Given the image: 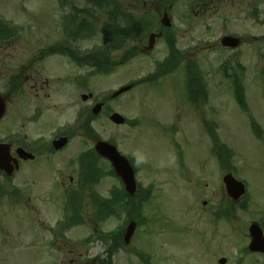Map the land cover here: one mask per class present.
I'll list each match as a JSON object with an SVG mask.
<instances>
[{"label": "rangeland", "instance_id": "374dc122", "mask_svg": "<svg viewBox=\"0 0 264 264\" xmlns=\"http://www.w3.org/2000/svg\"><path fill=\"white\" fill-rule=\"evenodd\" d=\"M90 1L0 0V19L17 26L25 24L28 30H34L31 35L26 32L21 39L14 36L13 41L38 37L50 44L60 38L64 16L76 22L82 19L94 22V28L109 18L110 8H96ZM113 1L120 4L125 17L131 14L133 18L153 19L150 32L156 31L157 21L170 3L168 15L172 24L147 54L139 53L138 48L147 45L149 31L128 39L119 50L103 53L106 58L103 56L102 60L108 59L111 68L104 74L93 66V61L90 67H79L72 61L66 67L68 58L61 56L54 62L55 58H49L43 65L46 68L53 65L61 71L60 75L70 78L69 84L60 82L59 90L51 94V99L60 104L61 122L70 128L75 121L79 122L71 131L74 147L64 155L74 157L75 153L93 147L85 132L93 131L96 139L113 142L131 160L137 184L141 188L150 187V197L141 200L139 195L144 190L140 189L135 198L119 204L117 199L124 192L122 183L113 175L110 165L100 160L97 163L100 181L87 187L86 192L99 191L101 198L108 201L113 197L112 209H98L100 200L94 197L73 200L71 214L84 213V216L78 218L76 214L77 220L66 226L70 242L65 254L57 252L46 244L49 240L46 231L55 229L68 211L59 182L60 176L68 180L72 171L65 172L64 164L56 160L52 164L57 171L55 175L42 168L35 177L37 183L32 190L36 192L30 190V180L21 178L24 195L20 201L0 197V264H69L72 259L76 264H99L107 256L105 251L112 239L103 233L119 234L132 216L137 226L131 245L147 249L148 243L162 242L166 250H173V255L179 258L180 246L189 250L195 245L193 224L208 228L204 225L206 219L217 216L229 200L222 177L230 170L245 183L246 193L239 201L232 202L235 207L231 213H222L233 214L232 218L224 216L217 221L220 249L203 257L188 253L187 260L188 264H218L217 260L223 256L225 264H237L242 258V264H248L249 258L241 251L246 246L242 243L243 232H247L246 224L250 220L264 219V0ZM227 34L243 41L235 49L223 48L220 41ZM102 35L83 36L87 38L78 45L92 50L101 45ZM167 39L183 54L178 57L176 53L178 64L171 62L174 67L170 71L156 73L157 65L167 57ZM74 58L81 62L82 55ZM151 72L157 74L156 81H139ZM195 74L201 77L199 98L202 99L193 104L185 93L184 79H192ZM51 75L49 71L47 76L53 80ZM75 75L82 77L80 82L84 75L88 78L84 87L73 84L71 77ZM129 83H133L132 88L111 97ZM237 89L243 93L245 108L236 104ZM96 101L105 104L98 114L89 113L88 117L94 119L83 128L79 114ZM111 112H119L128 122L114 124L109 119ZM205 123L210 131L203 127ZM6 124L7 117L0 125L4 129ZM255 128L261 134H256ZM218 147L230 153L228 167L222 166V159L216 155ZM34 195L43 202L36 201ZM29 196L32 203L27 200ZM36 211L38 223L27 221L25 215L32 212L36 216ZM37 237L41 238L42 246L38 245ZM86 238L88 241H83ZM129 250L116 248L112 264H125V261L138 264L128 254Z\"/></svg>", "mask_w": 264, "mask_h": 264}, {"label": "flooded vegetation", "instance_id": "af4514ba", "mask_svg": "<svg viewBox=\"0 0 264 264\" xmlns=\"http://www.w3.org/2000/svg\"><path fill=\"white\" fill-rule=\"evenodd\" d=\"M130 18L133 17L131 16ZM113 19L121 20L120 17H114ZM113 19L108 18L105 22L113 21ZM90 23H92V26L88 28L86 26V20L84 19L79 22L68 20V22H65L64 26L59 28L61 36L58 41L50 44L38 37L25 41H13L12 39L14 36L21 39L26 32L28 35H31L34 30H28V26L25 24L9 27H6L4 24V33L9 30L12 36L3 38L0 42V51L4 52V54L0 53V94L5 103V115L0 119V124L7 117V126L3 129V126L1 127L0 125V197L13 198L14 200L20 201L24 195V190L20 183L21 178L30 180V185H32L30 190L36 192V190H32V188L35 187L37 183L35 177L39 175V171L42 170V168H47L55 175L57 171L53 169L52 164L56 160H59L64 164L62 166L66 169L65 172L68 170L72 171V175L68 176V180H66L65 176L64 178L60 176L61 181L59 182V187L63 190L62 199L64 201L66 200L68 203L71 201L73 202L77 197L90 199L94 197L97 200L102 199L99 191H90L88 194L86 192L89 186L97 185L98 181H100L99 166L97 163L100 160L107 162L104 158H99V154L95 151L97 140L95 136L96 133L93 131H85L88 134H86L87 137L94 143L93 147L75 153L74 157L71 154L69 157L64 155L65 151L74 147L71 144L73 141V133H71V131L73 128L79 126V122L75 121V123H73V128H70L69 125H64V123L61 122L60 104L58 101L56 102L51 99V94L59 90L60 82L69 84L70 78L60 75L59 73H61V71H59L58 68L55 69L53 65H48L47 68L43 65L49 58H55L53 59L54 62L61 56L63 58H68L65 66L69 67V62H74L75 55H82L81 62L75 63V65L79 67H90L88 66L89 61L87 55L90 50L86 47L80 48L78 43L80 44L81 40H83V36H90L92 33L101 35L100 31L102 29V23L104 22H102L100 26L96 24V28H94V22ZM157 23H155L157 27L154 29L156 31L153 32H161V35H158L155 40L159 37H163L164 31L160 26L161 20H158ZM86 38L87 37L84 39ZM58 43L65 45L67 50L71 49L75 52L68 55L61 50L55 49V45ZM140 47L138 50L140 49L141 51L144 46L142 48ZM4 56L9 59V62L5 60ZM49 71L52 74L51 77L54 78L53 80L49 79L47 76ZM83 77L82 82H80L82 77L79 75L72 76L73 84L80 83L79 88L84 87L88 78L85 75ZM89 99H92V97ZM101 102L105 104L104 101ZM91 108L92 106H87L85 109H82L79 114L81 126L83 128L86 126L85 123L91 125L94 119L93 116L91 118L88 117L89 113H92ZM1 130H3V133ZM63 136L65 137V141H63L62 144H58L56 140ZM2 152L7 155L6 158L8 161L6 164H3ZM62 155L63 158L60 159ZM28 180H26V182ZM54 187H58V182L54 184ZM138 192H140L139 185H137V193ZM144 192L147 193V189H145ZM34 198L36 201L43 202V200L36 195H34ZM27 200L32 203V198L30 196L27 197ZM32 206L34 205L32 204ZM99 213L94 212V214ZM37 215L38 212L36 216H34V213L29 212V216L27 213L25 218L27 221L36 224V222L38 223ZM80 216L83 217L84 213H80ZM233 216L234 215L225 217L232 218ZM62 217L63 219L61 220L65 222L66 216L63 215ZM221 218H224V216H209L204 223L208 228L197 227L198 224L194 223L192 238L195 245L191 248L189 247V250L184 246H180L181 255L179 258L173 255L175 254L173 250H166L165 244L162 242L155 244L148 243L147 249H140L137 246L131 245V240L126 244L124 241H111L109 251H105L107 256L103 260L98 261V263L104 264L111 260L110 264H112L114 248L123 250L124 247H128L130 248L128 254L135 258L138 264H188V253L193 256L203 257L211 253L215 254L216 251L220 249L218 246L219 239L216 235V224ZM253 220H250L249 223ZM249 223L246 224L247 232H243L244 240L242 243L246 244V246L251 239L248 234ZM258 224H260L264 235V219H259ZM47 229L46 238L49 240L46 244L50 246V249L65 254L67 245L70 242L66 236V226L59 223L55 229ZM36 240L38 245L42 246L41 238L37 237ZM86 240L87 238L83 241ZM149 241L153 240L150 239ZM241 249L244 251L245 248L242 247ZM244 255L249 258L248 264H264V252L248 251ZM221 258L224 257L222 256L217 260L218 264H220L219 261ZM76 263L77 261L72 259L69 264ZM125 264L132 263L125 261ZM237 264H242V262L239 261Z\"/></svg>", "mask_w": 264, "mask_h": 264}, {"label": "trees", "instance_id": "16d2710c", "mask_svg": "<svg viewBox=\"0 0 264 264\" xmlns=\"http://www.w3.org/2000/svg\"><path fill=\"white\" fill-rule=\"evenodd\" d=\"M96 7L99 8H110L108 17L113 18V17H124V11L121 9L120 4L118 2H115L113 0H92ZM130 15V14H129ZM149 20V21H148ZM150 22L152 23L151 19H144V18H138L135 17L134 19L130 18H124L122 20H116L113 19V21L106 22L103 25V35H102V43H103V48L102 52L106 53L108 50H119L120 47L124 46L125 41L127 42L128 39H135V37L139 36L140 34L146 33V31H149L148 28L150 26ZM90 26V25H89ZM151 28V27H150ZM149 28V29H150ZM169 37V36H168ZM168 40V39H167ZM63 47V46H62ZM168 48L170 51V56L160 62L157 66V70L155 71L156 73H159L160 70L161 74H164L165 72L170 71L174 66H171V62L173 65L177 66L178 59H175V54L177 51H175V48L173 47V42L172 40H168ZM101 48L92 50L88 55V61L89 63L94 62L95 68L100 70L101 73H107L108 71L111 70V68L108 65V59L105 61L102 60V57L106 55L103 53H100ZM66 53L72 54L73 52L67 51ZM103 54V55H102ZM165 67V68H164ZM159 75V74H158ZM196 76H192V79H186V84H187V91L190 95V99L193 100V98L196 100L198 99L201 94L199 90V80L201 79L200 75L195 74ZM157 74L154 72H151L148 74V76L140 79V82H154L157 80L156 78ZM203 85V84H202ZM236 98L237 102L242 105L243 108H245V103L243 102V93L240 92V89H237L236 91ZM210 130V128H209ZM256 134H260V131H255ZM211 138L216 140L215 136L211 134ZM216 155L222 159V166L228 167L229 165V156L230 153L228 150L226 151L225 148L223 147H218V150L216 151ZM140 196V195H139ZM127 194L122 193V195L117 199L119 204L122 202H127ZM141 200L145 198V196H140L139 197ZM113 201L112 200H103L101 202L97 203V208L100 209H112L113 206ZM135 210V209H134ZM233 209H227L226 212L231 213ZM136 214L138 215V212L136 210ZM135 214V215H136ZM116 233V232H115ZM113 233L112 235V241H120L121 240V232L118 234Z\"/></svg>", "mask_w": 264, "mask_h": 264}, {"label": "water", "instance_id": "95a60500", "mask_svg": "<svg viewBox=\"0 0 264 264\" xmlns=\"http://www.w3.org/2000/svg\"><path fill=\"white\" fill-rule=\"evenodd\" d=\"M161 23L166 27L170 25V18L167 16V12H164L161 19ZM160 34L161 33L150 34L148 38L147 46L143 47L141 49V52L146 53L148 50H151L155 43L154 41L155 37H158V35ZM240 42L241 40L238 37L225 35L221 40V45L230 48H235V46H237ZM130 88L131 85H126L124 87H121L118 90H116V92H114L111 95V97H116V95L122 92H126ZM4 108H5V103L0 94V118L4 115L3 114ZM100 108H101V104H96L93 109L94 114H97L101 110ZM109 119L112 120V122H114L115 124H122L125 122V119L118 112L111 114L109 116ZM63 141H65V138L59 140L58 144H62ZM96 150L98 154L104 156L107 160L110 161L114 169L115 175L121 178L123 185L125 186V190L130 195L133 194L134 191L136 190L135 174L133 167L131 163L128 162L127 158L121 153H119L116 147L110 142L97 140ZM6 157L7 155L4 152H2L3 164H5L8 161ZM222 181H224L226 192L228 193L229 197H232V199L236 200L244 193L243 183L235 180L232 174H227L223 176ZM135 226H136V221L134 219L130 220L126 225L125 232L123 234V241H125L126 243L129 242V239L133 235ZM249 234L252 237V240L249 244L250 249L254 251L255 250L264 251V237L261 233L258 224H256L255 222L252 223V225L249 228ZM223 262L224 259H222L221 264H223Z\"/></svg>", "mask_w": 264, "mask_h": 264}]
</instances>
